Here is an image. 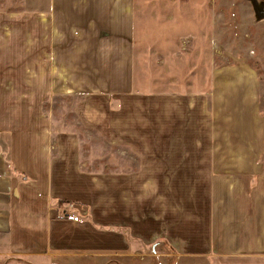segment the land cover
I'll return each instance as SVG.
<instances>
[{"label":"crops","instance_id":"obj_1","mask_svg":"<svg viewBox=\"0 0 264 264\" xmlns=\"http://www.w3.org/2000/svg\"><path fill=\"white\" fill-rule=\"evenodd\" d=\"M136 10V0H49L0 12V260L129 257L159 242L170 260L264 264V124L251 78L220 70L208 94L194 72L168 76L169 49L142 38L156 41L150 24L173 15L140 24ZM178 34L161 35L177 37V58ZM58 99H75L82 129L136 167L87 166L79 135L44 112Z\"/></svg>","mask_w":264,"mask_h":264},{"label":"rangeland","instance_id":"obj_2","mask_svg":"<svg viewBox=\"0 0 264 264\" xmlns=\"http://www.w3.org/2000/svg\"><path fill=\"white\" fill-rule=\"evenodd\" d=\"M48 8L49 0H0V12L28 13ZM136 9L140 24L148 21L147 18L151 17L153 11L160 13L161 9H166L164 14L167 15L168 9L173 15V20L158 23L152 21L153 24H150L149 29L159 32L157 42L154 41L156 38H152L150 42V38L141 37L148 41V45L158 43L159 48L169 49L170 59L166 61L172 63L173 73L168 76L184 81L187 75L194 72L195 91L208 94L213 93L216 87L213 79L219 75L220 70L226 71L229 78L250 77L253 92L256 94L258 114L264 124V0H136ZM172 31L179 33L178 49L184 46V54L178 58L175 54L171 55L172 42L175 43L177 37L169 39L161 36L163 32L171 34ZM152 58H148V65L151 67L158 60ZM159 68L164 70L161 65L156 67L153 72L157 70V78L161 72ZM76 103L75 99L53 100L44 106V112L57 122L59 128L72 129L79 135L82 142V161H88L87 166L92 164V167H96L98 160L101 170L106 169L109 164L136 167L134 162L129 164L123 161L131 156L129 152L109 148L98 134L82 129L83 126L74 114ZM261 144L263 149L260 164L264 168V133ZM164 252H167L166 249L161 248L157 242L153 247L133 245V254L129 257L122 254L77 257L61 260L58 264H220L204 260L194 262L175 257L171 260L169 257H159V253ZM0 264L57 263L42 260L31 263L0 260Z\"/></svg>","mask_w":264,"mask_h":264},{"label":"built area","instance_id":"obj_3","mask_svg":"<svg viewBox=\"0 0 264 264\" xmlns=\"http://www.w3.org/2000/svg\"><path fill=\"white\" fill-rule=\"evenodd\" d=\"M72 220L78 222L79 221V218L78 217H72Z\"/></svg>","mask_w":264,"mask_h":264}]
</instances>
